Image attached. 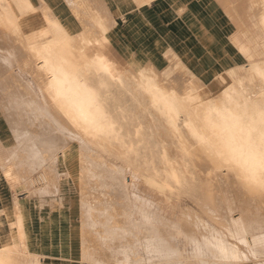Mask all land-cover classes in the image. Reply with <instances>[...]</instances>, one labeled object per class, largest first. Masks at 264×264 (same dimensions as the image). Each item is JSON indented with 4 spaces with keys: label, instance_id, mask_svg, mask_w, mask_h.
<instances>
[{
    "label": "bare ground",
    "instance_id": "bare-ground-1",
    "mask_svg": "<svg viewBox=\"0 0 264 264\" xmlns=\"http://www.w3.org/2000/svg\"><path fill=\"white\" fill-rule=\"evenodd\" d=\"M40 1L42 3L40 14L43 17L41 25L36 24L33 19L39 10L33 4L19 0L16 5L17 10L13 8L12 3L8 10L0 0V49L8 52V56L0 53V123L6 122L0 125V141H4L1 145L7 144L0 147L6 151L4 156L10 157L8 163L16 173L14 178L17 179L16 185L14 181L10 191L14 190L17 194L21 186L25 187L29 191V198L31 195L35 197L33 200L39 203L41 209L46 207L51 216L61 214L60 210L66 208V198L64 199L63 195L70 194L72 191L71 185L64 186L58 182L57 171L50 176L46 168L37 171L45 159H55L50 155L55 152V149L60 150L61 141L59 136L50 137L47 141L40 140L43 134L37 132L38 130L16 123L12 118L14 113L15 115L22 113L24 107L25 111H30L27 106L23 107V103L29 104L33 110L34 108L37 110L35 111L37 114L48 119L40 121L44 126L43 131L62 132L64 136L62 139L66 141L70 139L73 143L81 139L89 141L91 138H96L109 144L110 147L117 146L124 151L138 154L144 142L139 130L141 127L134 132H131L129 128L126 130V125L120 124L121 119L119 120L113 114L118 105L116 91L121 90L124 93H131L138 105V97L145 94L151 107L159 110L161 117L169 121L180 134L182 133L179 125L181 119L188 120L197 136L192 144L188 143L195 154V160L200 162L204 169L208 168L207 170L210 169L205 167L207 164L214 171L231 170L232 181L237 184L236 191L247 197L259 198L258 193L261 190L264 191V105H257L256 100L264 99V72L260 74L258 72L251 78H246V73L242 69L237 77L224 72L215 75L223 82L233 80L235 83V86L218 96L216 93L218 88L214 84H207L195 74L192 77L189 76L190 80L184 77L186 72L193 73V70L168 37V42L165 41L166 45L159 44L158 40L154 42L157 47L162 46L160 59L153 57L155 53L150 55L148 61L140 60L143 55L132 59L130 48L120 51L112 37V29L118 22L116 23L115 17L113 18L111 0H92L93 5L87 0H61V5L55 0ZM152 1L114 0L124 19L126 15L124 8H128V11L138 9L144 15L142 19H146L145 23L141 21V26L144 28L146 23L151 21L143 10L151 5ZM176 10L180 16L184 7L178 5ZM28 12L30 16L26 15ZM70 15L73 18H70ZM262 25L264 27V12ZM7 46L16 48L17 54L24 53L25 57L22 56L23 59L20 60L22 64L18 66V73L15 72L14 66L19 61L14 63L13 59H10V48ZM158 61L167 62L171 68L170 71L166 68L161 69ZM248 65L253 66L250 62ZM23 72L34 75L42 97L41 102L45 104V108L39 106L38 96L30 82H26L21 75ZM248 88H252L254 94L248 91L251 96L243 97V91ZM10 92L15 95V104L14 100L11 104ZM208 93L215 96L207 97ZM245 93L248 94L247 91ZM14 118L18 117L14 116ZM123 121L126 120L123 119ZM50 135L53 134L50 133ZM32 137L38 141L29 144L28 140L33 141ZM12 141L19 145L13 146ZM39 147H46L48 156H40ZM4 150L2 151L5 152ZM66 151L69 162V156L71 157L73 150L66 148ZM18 153L21 155L16 156ZM12 161L17 162L13 164ZM59 165L62 170L63 163ZM170 169L174 171L173 177L180 180L176 166L173 165ZM112 171L110 181L113 196L110 199L114 202L118 201V204L121 202L120 204L125 207L127 232L130 235L126 247L129 264H146L142 259L135 257L136 232L140 230H143L150 238L148 248L163 254L162 259H156L153 262L151 259L147 260L148 264H252L249 257L242 253L241 246L247 248L253 257H264V248L254 247V244L264 245V238L255 239L256 237L252 236L255 228L249 224H243L242 219L235 220L229 216V212L225 218V230L231 238L237 240V248L229 245V242L227 244L226 239L223 238L222 248L232 250V255L229 257L224 253L228 261L215 259L217 263L212 262L210 258L205 257L206 253L210 254L212 247L210 240L204 239L205 244L200 243L195 237L187 235L179 225L168 223L163 219L158 220L150 212L151 210L145 208L143 201L141 202L137 197L135 201L132 200L129 186L123 182L125 173L114 168ZM225 181L226 178L220 180V185L224 188L227 184ZM46 183L51 186L50 190L39 188ZM107 186L110 190V186ZM48 197L52 199L49 200ZM226 197H228L227 207L232 212H237V205L232 204L233 196L228 193ZM85 201L86 199L82 198L81 217L84 218L83 221L86 220L85 224L87 220L95 223L96 216H100V213L94 209L91 216ZM73 203L74 201L69 200L70 207ZM9 204L8 211L1 214L4 220H0V264H41L40 255L31 257L23 248L25 230L21 219L27 214L25 205L12 193H10ZM92 204L94 205L95 202ZM52 207L53 210L50 209ZM10 213L12 219H10ZM15 218H18L17 222ZM89 223L87 227L90 226ZM84 231L83 233H86ZM179 238H185L188 243L195 246L192 257H187L178 248H173L170 240ZM88 247L90 248V246L84 248L89 249ZM108 253L106 254L109 255ZM86 254L82 259L90 262ZM92 255L89 256L92 257ZM139 256L142 257L141 254Z\"/></svg>",
    "mask_w": 264,
    "mask_h": 264
},
{
    "label": "rangeland",
    "instance_id": "rangeland-1",
    "mask_svg": "<svg viewBox=\"0 0 264 264\" xmlns=\"http://www.w3.org/2000/svg\"><path fill=\"white\" fill-rule=\"evenodd\" d=\"M111 1L113 18L115 17L116 23L118 22L112 29V37L120 51L127 48L131 49L132 59L143 55L139 59L148 61L152 53H155L154 58L160 59L162 46L157 47L154 42L158 40L159 44L166 45L165 41L168 42V37L193 70V73L186 72L184 77L190 80V77L195 74L207 84H214L218 88L216 91L218 96L223 95L229 88L235 86V83H233V80L223 82L215 75L224 72L237 77L242 69L246 73L245 77L251 78L258 72V74L264 72V27L262 25L264 0H175V8L169 0H155L153 2L154 7L151 4L143 10L146 16L150 15L148 19L151 21L146 23L145 28L141 25L142 22H146V19H142L144 15L140 11L131 13L124 19L114 0ZM87 2L93 5L92 0H87ZM178 5L184 7L180 16H178L176 10ZM33 19H35L36 24H43L42 16H34ZM7 47L10 48V59H13L14 63L19 61L14 66L15 72L18 73V66L22 64L20 60L23 59L24 53L22 52L23 55L21 53V55L17 54L16 48ZM0 53L8 56L5 49H0ZM249 62L253 64L252 67H249ZM159 65L161 69L166 68L168 71L171 69L165 61L159 62ZM21 75L26 82H30L29 84L37 94V101H40L39 106L45 108V104L41 102L42 97L34 75L25 72ZM174 81L177 82L175 78ZM245 91H243V97H250L249 92L254 94L252 88ZM116 92L118 105L114 109V116L121 119H119L120 124L126 125V130L129 128L131 132H134L141 127L139 130L144 142L143 148L138 150V154L132 151H124L117 146L110 147L109 144H105L96 138H91L89 141L81 139V141L77 140V143H73L70 139L68 141L62 139L64 137L62 132L43 131L44 126L40 121L48 119L37 114L35 112L37 110L35 108L33 110L27 103H23V107L27 106V109L31 112L25 111L24 107L22 113L17 115L14 113L12 116L16 123L25 125L28 128L32 127L33 130L42 133L40 140L47 141L50 137L59 136L61 141V145L59 144L60 150L55 149V152L50 155L59 161L54 158L53 160H51L52 158L45 159L37 171L46 168L49 176L54 175L57 171L58 182L64 186L71 185L72 190L71 195L68 193L63 195L64 199L66 198V208L60 210L61 214L59 216H51L46 207L41 209L39 203L34 201L35 197L31 195L29 198V191L25 187L21 186L17 194L14 190H11L13 192L10 191L14 181L16 185L17 179H14L16 173L8 163L10 157H5L4 153L6 151L0 147V220H4V216L1 214L8 211L7 205L9 204L10 193H12L27 209V214L21 219L24 222L25 230L23 244L25 253L34 257V255L37 256L39 250H54L56 248L59 251L63 249L73 250L76 242L75 240L71 241L70 228L72 218L78 215V211L73 206L80 205L82 198L86 199V207L91 216L94 209H96L94 206H107L105 209L96 210L100 213L99 217H103L108 221L109 217L113 216L112 210L108 208L111 206L110 202H114L110 199L113 196L110 181L113 168L115 170L120 169L125 173L126 178L123 177V182L126 186H129L132 200L135 201L137 197L141 202L143 201L145 208L151 210L150 212L158 220L163 219L168 223L176 224L160 214L162 210L155 209L154 201L146 196H153L160 206L168 208L171 213H182L188 210L199 212L202 218V222H200L203 228L202 232L207 237L199 239L195 234L189 235L204 244L206 242L204 239L210 240L212 244L210 254L207 255L208 253H206L205 257L210 258L212 262H216L218 259L227 260L224 253L229 257L232 255V250L222 248L223 238L226 239L227 244L229 242V245L237 248V240L231 238L225 230V218L229 215V212V216H232L235 220L242 219L243 224H249L257 230L252 231V236L256 237L255 239L264 238V191L261 190L258 193L259 198L241 195L240 192L236 191L237 184L232 181L233 174L231 170L217 169L214 171L212 167L207 166L208 164L205 167L210 169L205 168V170L204 166L195 160V154L188 145V143L192 144L197 138L188 120L181 119L179 125L182 133L180 134L169 121L161 117L159 110L151 107L145 94L138 97V105L131 93H124L121 90ZM10 95H12L10 97L11 104L13 100L15 104L14 93L10 92ZM214 96L210 93L207 94V97L210 98ZM256 104L263 106L264 99H257ZM123 113L126 119L122 116ZM14 116L18 118L16 119ZM123 119L126 121L122 122ZM3 123L6 124V122ZM2 124L0 123V125ZM50 133L53 135H50ZM34 137H32L33 141L32 139L28 140L29 144L38 141ZM85 141L86 143H83ZM2 142L4 141H0V146L7 145H1ZM11 143L15 147L19 145L17 142L13 143L12 141ZM66 148H72L73 150V154L71 157L69 156V162L67 161ZM46 149V147H39V155L42 157L48 156V149ZM19 155L21 153L16 156ZM16 162L12 161L13 164ZM60 163L64 165L62 170L60 169ZM173 165L178 169L180 180L173 177L174 171L170 169ZM222 178H226L227 187L225 186V188L220 185ZM107 185L110 186V190ZM141 187L144 193H141ZM39 188L50 190L51 186L46 183V185ZM228 193L233 196L232 204L237 205V212H232L227 207L228 197L226 196ZM47 199L52 198L48 197ZM69 200L70 202L74 201L71 207ZM92 202H95V204L93 205ZM115 203L118 206V201H115ZM50 209L53 210V207ZM10 219H12L11 213ZM17 219L15 218L16 222ZM127 237H130L128 232ZM60 238L63 239L62 242L59 241ZM172 240L173 242L184 240L185 246L190 243L185 238L170 240L173 248H178L185 255V246L184 248L176 247ZM149 245L148 243L147 248ZM254 247L260 249L264 248V245L254 244ZM194 248L195 246L192 245L190 257L193 256ZM241 251L249 257L252 264H264V257H253L250 251L243 246H241ZM155 254H157L156 259L163 258V254L157 252Z\"/></svg>",
    "mask_w": 264,
    "mask_h": 264
},
{
    "label": "crops",
    "instance_id": "crops-1",
    "mask_svg": "<svg viewBox=\"0 0 264 264\" xmlns=\"http://www.w3.org/2000/svg\"><path fill=\"white\" fill-rule=\"evenodd\" d=\"M1 1L3 4H5V7L8 10H10V3H12L13 8L15 10H17L16 5L18 4L19 0H1ZM8 1H9V3H8ZM154 1L155 0H153L151 3V4H153L152 5L153 7L155 5L153 3ZM23 2H29V3L33 4V6L35 8L37 7V10L38 9L39 10H38V14H36L35 16H38V17L41 16V14H40V8L42 5L41 1L39 2V0H34V1L33 0H23ZM55 2L57 4L59 3L61 5V0H55ZM169 2L173 7L175 6L174 5L175 0H173V1L169 0ZM127 9L128 8H124V11L126 12L125 17L131 13L138 11V9H129V11ZM17 12L19 13V11H17ZM119 12H120V10H119ZM26 15L30 16L31 14L28 12ZM67 16H69V15H67ZM148 17H150V15H147V18ZM70 18H73V16L70 15ZM142 191L143 190L141 187V193H144ZM146 197H148L149 199H152V201H154L155 209L159 208L162 210V212L160 214L165 216L166 219L171 221L172 223L178 224L183 229V231L186 232L187 234H193V235L195 234V235H197V237L199 239H203L206 236L202 232L203 228H202L201 223H200V222H202V218H201V215L199 214V212L188 210V211L182 212V213H176V214L171 213V211H169L168 208H166V207L164 208V207L160 206L158 204V201H156L153 196H146ZM110 203H111V206H109L108 208L112 210L113 218H109V220L107 221L105 218L99 217L97 214H95V216L97 215L96 219L94 217L95 224L92 220H89L90 223L87 220V222L85 224L86 220L83 221L84 218L82 219V217H81V215H82V208H80L82 206L81 203H80V205L76 204L75 206H73V208L78 211V215L75 216L74 218H72L71 228H70V231H71V237L70 238H71L72 242L75 240V242H76L75 248L73 250L72 249H63L61 251H59L57 248L54 250H48V249H45L43 251L39 250V253L37 255H40L39 257L41 259V264H99V263L100 264H109V263L112 264V262L114 264H128L127 263L128 262L127 261L128 255H126L127 254V248L126 247L128 246L127 226H126L127 215H126V211L124 209L125 207L120 204L121 202L118 204V206L116 205L115 202H110ZM94 208L105 209V208H107V206L97 205ZM122 208H123V210H122ZM123 212H125V213H123ZM97 217H99V218L97 219ZM88 223L90 225L89 227H87ZM83 224H84V226H83ZM91 225H92V227H91ZM96 225H97V227H96ZM83 227H84L85 231L83 230ZM105 227H107V228H105ZM104 230H105V232H103ZM83 231L86 232L88 234V236L86 233H83ZM113 231H116V232H113ZM139 232L138 231L136 232L137 251H136L135 257L142 259L143 262L148 264L147 260L150 261V259H151L152 260L151 262H153L154 260H156L157 254H155V252H153L152 249L148 250L147 245H148V241H150V238L148 236H146L147 234L144 233L143 230H140ZM105 235H107L109 238H107ZM215 235H217V234L215 233ZM83 236H84V238H83ZM102 236H103V238H102ZM141 237L143 239H141ZM82 238L84 239V241H82L83 240ZM59 241L62 242L63 239L61 240V238H60ZM87 241H88V243H87ZM105 241H109V242L106 243ZM85 242L88 245L85 244ZM89 242L91 244L92 243L93 244L91 245ZM172 242H173V240H172ZM179 242L176 241L173 243L176 247L178 246V247L184 248V246H185L184 240H182V242L181 241H179ZM140 243H141V245H140ZM82 244L84 245L85 248H87V246H90V248L88 247L89 249H85ZM91 246H93V247H91ZM111 246H113V247H111ZM91 248H92V250H91ZM185 248H186L185 249V255L187 257H190L191 253H192V245L188 244L187 246H185ZM83 249H84V251H86V250L89 252L91 251L93 253V255L91 252L90 253L87 251L86 252H87V254L89 253V255L91 254L92 257L87 255L86 252L84 253V251H82ZM95 251H96V253H95ZM107 252H109L108 253L109 255L106 254ZM85 254L88 256V259L90 260V262L83 260L84 259L83 255H85ZM140 254L142 257L139 256ZM34 256H36V255H34ZM93 256H95V257L93 258ZM89 257H91V259ZM81 261H82V263H81ZM95 261H96V263H95Z\"/></svg>",
    "mask_w": 264,
    "mask_h": 264
}]
</instances>
